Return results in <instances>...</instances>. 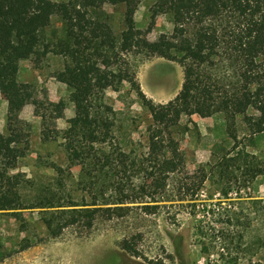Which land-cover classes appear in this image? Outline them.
<instances>
[{"label":"trees","instance_id":"16d2710c","mask_svg":"<svg viewBox=\"0 0 264 264\" xmlns=\"http://www.w3.org/2000/svg\"><path fill=\"white\" fill-rule=\"evenodd\" d=\"M141 1L0 0V85H12L8 135L0 134V215L16 216L24 210H40L47 235L56 239L69 227L88 231L98 218L110 220L122 217V212L127 211L120 207L125 204L124 199L106 202L101 207L96 203L65 206L56 203L52 195L23 206L19 190L24 176L12 172L28 150L29 135L26 125L18 119V107L31 104L34 114L42 120L62 119L65 104H53L45 94L39 99L25 85L16 84L22 61L48 54L63 59L62 70L55 74V79L70 91L74 105V117L67 120L64 147L71 160L81 165L92 159L96 146L106 144L111 138L113 125L109 116L113 111L97 102L105 90L118 91L124 82L133 83L127 70L117 67L120 55L131 52L176 62L183 67V84L172 101L154 105L140 94L154 126L149 128L148 140L152 155L154 151L177 150L178 144L169 129L181 116L207 119L221 114L226 133L234 142L237 118L243 117L250 137L264 136V0H154L151 18L166 15L173 24L172 33L161 35L154 46L146 39L152 26L145 31L135 26L134 15ZM105 5L125 8V29L118 37L102 19L100 11ZM53 18L65 28L64 39L56 43L46 42L42 34ZM221 64L225 70L223 75L217 72ZM250 110L254 114L249 117ZM165 152L154 161L150 157L153 162L148 179L155 189L164 188L168 175L178 171L179 164L173 157H166ZM238 156L230 158L227 154L216 169L219 168V178L223 180L230 177L226 173L230 166L240 165L239 181L245 188L260 176L255 167L257 158L248 154ZM232 179L237 183V179ZM199 180L198 189L207 181V174L202 170ZM221 195L228 201L227 207L220 200L213 208L205 206L201 213L222 225L216 231L219 257L237 264L239 254L251 253L255 246L264 249V234L251 246L244 243V235L252 223L260 224L264 233V199L248 197L240 203L229 200L226 190ZM239 227L243 228L241 232ZM17 247L7 251L0 246V263L27 250L31 244L23 240ZM121 249L132 257H139L133 244L126 240L121 243ZM202 251L208 253L205 247Z\"/></svg>","mask_w":264,"mask_h":264},{"label":"rangeland","instance_id":"374dc122","mask_svg":"<svg viewBox=\"0 0 264 264\" xmlns=\"http://www.w3.org/2000/svg\"><path fill=\"white\" fill-rule=\"evenodd\" d=\"M153 4L154 0H142L134 22L141 31L152 26L146 39L154 46L161 35L172 33L173 24L166 15L152 19ZM124 11L123 5H105L100 11L116 37L125 29ZM42 34L46 42L56 43L64 39L65 28L53 18ZM120 56L117 67L127 70L133 83L124 82L118 91L105 90L97 102L113 111L109 116L113 126L107 143L96 146L92 159L81 165L64 151V142L60 145L62 150L56 149L47 157L20 159V169L13 174L24 176L19 193L25 207L52 195L56 203L65 206L96 203L101 207L106 202L124 199L126 202L120 207L127 211L122 212V217L110 220L98 218L88 231L69 227L56 239L47 235L40 210H24L16 216L0 215L3 249L17 250L23 240L31 244L27 250L13 254L0 264H230L231 259L219 257L216 231L222 225L201 212L205 206H217L220 200L227 207L228 201L221 195L223 190L228 191L229 200L240 203L248 197L264 199V136L250 137L243 117L237 118L234 142L226 133L221 114L207 119L181 116L169 129L178 144L177 150L163 151L179 164L178 171L168 175L164 188L155 189L148 172L151 162L163 152L150 153L149 128L154 126L140 94L154 105L172 101L183 84V67L142 53ZM32 60L38 63L41 58ZM62 67L63 63L55 72H60ZM217 72L225 73L223 64ZM32 93L35 95L33 90ZM70 101L73 103L71 97ZM253 114L252 110L248 112L249 117ZM163 136L166 139L167 134ZM227 154L230 158L245 154L256 156L255 167L260 176L244 188L239 181L240 165H232L226 172L230 177L221 180L216 168ZM200 170L207 174V181L198 189ZM242 229L239 227V232ZM263 234L260 224L254 222L244 235V243L251 246ZM125 240L133 244L139 257H132L121 249ZM204 247L207 254L202 251ZM237 257V264H264V249L255 246L251 253Z\"/></svg>","mask_w":264,"mask_h":264},{"label":"crops","instance_id":"0c3cea01","mask_svg":"<svg viewBox=\"0 0 264 264\" xmlns=\"http://www.w3.org/2000/svg\"><path fill=\"white\" fill-rule=\"evenodd\" d=\"M61 63H63V59L53 54L41 57L38 63L32 59L19 63L16 84L25 85L31 93L33 90L39 99H42L43 94H45L49 102L53 104L63 102L65 104L62 119L47 117L42 120L34 114V107L31 104L18 107V119L26 125L25 131L29 135V147L22 157L23 159L33 156L47 157L56 149L60 151V145L66 140L67 120L74 117V105L70 101V92L67 87L55 79L54 73L60 69ZM11 90L12 85L10 84L0 85V134L3 136L8 135L7 118L8 110L12 106L10 101ZM19 162L20 160L18 164ZM18 164L12 173H16L20 169Z\"/></svg>","mask_w":264,"mask_h":264}]
</instances>
